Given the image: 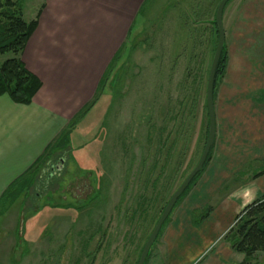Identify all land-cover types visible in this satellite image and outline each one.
I'll return each instance as SVG.
<instances>
[{"label": "rangeland", "instance_id": "rangeland-1", "mask_svg": "<svg viewBox=\"0 0 264 264\" xmlns=\"http://www.w3.org/2000/svg\"><path fill=\"white\" fill-rule=\"evenodd\" d=\"M219 1L162 0L155 9L153 3L145 7L98 101L74 124L77 130L12 184L22 190L14 199L2 202L6 190L0 196V264L137 263L165 204L205 147L206 83L218 42ZM38 2L25 3L26 18ZM243 3L229 0L222 15L227 61L214 105L221 83L252 82L257 70L251 41L234 34ZM10 57L0 55V63ZM165 135L174 144L162 171ZM60 157L64 168L48 177ZM151 157L153 192L151 180L143 181ZM159 234L145 264H156ZM247 264H264V252Z\"/></svg>", "mask_w": 264, "mask_h": 264}, {"label": "crops", "instance_id": "crops-1", "mask_svg": "<svg viewBox=\"0 0 264 264\" xmlns=\"http://www.w3.org/2000/svg\"><path fill=\"white\" fill-rule=\"evenodd\" d=\"M28 1L22 3L23 21L39 17L20 60L42 86L28 105L0 94V196L37 167L64 132L67 141L77 130L74 124L98 101L100 80L137 19L162 0H39L26 18ZM242 6L234 34L251 41L257 70L252 82L243 77L244 84L221 83L211 159L162 227L156 264L244 260L224 235L246 206L264 196V0Z\"/></svg>", "mask_w": 264, "mask_h": 264}, {"label": "trees", "instance_id": "trees-1", "mask_svg": "<svg viewBox=\"0 0 264 264\" xmlns=\"http://www.w3.org/2000/svg\"><path fill=\"white\" fill-rule=\"evenodd\" d=\"M25 1L27 0H4V2H0V55L11 54L9 59L0 63V94L9 96L13 102L20 105L30 104L35 96L34 94L42 86L39 79L35 75L28 72L23 64V61L20 60V55L23 51L22 49L32 32L37 27L36 24L39 17L37 14L38 16L36 20L31 21L30 23H25L23 21L21 10L23 5L22 3ZM214 25L216 26L215 22ZM120 53L121 52H117L115 54L114 60ZM221 53L222 54L217 63L218 65L215 72L216 77L213 87V99L217 79L224 74L226 68V46H224ZM112 64L107 67V71L100 80L97 93L103 88L106 76L110 72ZM75 122H73L70 127L73 126ZM68 133L69 131L64 132L59 139L48 148V150L52 147H57L60 142H63ZM213 148L214 146L209 151L207 156L208 159L203 166V170L191 180L188 188H186L183 194L177 199V202L187 193L191 185L205 170L204 168L211 159L210 156ZM42 159L43 157L40 161ZM40 161L38 163H40ZM12 187L13 185L4 192L1 198L2 202L8 199H14L15 196L22 191L20 188L17 190L18 187H15V185L13 187L14 189ZM177 202L174 208L177 206ZM241 213L242 214L236 218L233 227L224 235V239L229 244L231 249L244 255L245 260L241 264H247L249 258H251L255 253L259 251L264 252V196L258 198L256 202L246 206Z\"/></svg>", "mask_w": 264, "mask_h": 264}, {"label": "water", "instance_id": "water-1", "mask_svg": "<svg viewBox=\"0 0 264 264\" xmlns=\"http://www.w3.org/2000/svg\"><path fill=\"white\" fill-rule=\"evenodd\" d=\"M229 0H220L218 5L216 6L215 11V23L218 30V37H217V45L215 49V54L211 61V66L208 72V79L206 83V103H207V111H208V130H207V140L205 143V147L201 153L200 159L197 163V165L193 168V170L187 175V177L183 180V182L176 188V190L173 192V195L169 198L167 203L165 204V208L160 218L156 222L153 231L147 238V241L142 249V253L137 261L136 264H145V260L149 254V250L152 247V245L155 243V238L161 231V227L166 222V219L169 217V214L173 210L174 206L176 205L177 199L183 194V192L188 188V185L191 183V180L198 175L199 172L203 170V166L205 162L208 159V154L211 148L214 146L215 141V131H216V122H215V111H214V99H213V91H214V81H215V72L217 69V63L219 61V58L221 56V51L225 46V30L223 29V12L225 9V5Z\"/></svg>", "mask_w": 264, "mask_h": 264}, {"label": "flooded vegetation", "instance_id": "flooded-vegetation-1", "mask_svg": "<svg viewBox=\"0 0 264 264\" xmlns=\"http://www.w3.org/2000/svg\"><path fill=\"white\" fill-rule=\"evenodd\" d=\"M180 119V116L178 115V113H175V116H174V119ZM177 123L178 124H180V121H177ZM178 129H179V127L177 128L176 127V129H175V132H174V135H175V137H176V140L178 139V142H179V145H182V138H181V140H179V136L180 137H182V135L180 134V132L178 131ZM162 140V139H161ZM176 143H177V141H176ZM173 140H171V138H170V136L168 137L167 135H165V137H164V139H163V142L161 141V147H162V153H164V155L162 154L161 156H162V159H163V163H162V165H161V167H160V170H162V171H164L163 169H164V165L166 164V162H167V160H168V157H169V152H170V150H172V146H173ZM164 146V147H163ZM151 159V161H148L149 163V165H147V175L148 176H146V178H145V180H143V181H145V182H150V180H151V188H152V192H153V187H154V178H151V179H149V175L153 172L152 171V169H153V167H154V159L151 157L150 158ZM58 163L59 164H57V163H54L55 165H51V170H52V172L50 171L49 173H48V177H53L54 176V174L57 172V171H60L62 168H64V163H63V160H62V157H60V159H59V161H58ZM56 171V172H55ZM152 171V172H151ZM151 172V173H150ZM40 180V179H39ZM143 181L141 182V183H143ZM42 183V182H41ZM85 185V184H84ZM85 186H87V185H85ZM149 186H150V183H149ZM151 192V193H152ZM94 193V191H93V189H92V191H91V193L90 194H93Z\"/></svg>", "mask_w": 264, "mask_h": 264}]
</instances>
